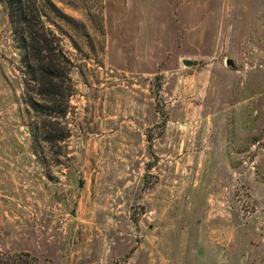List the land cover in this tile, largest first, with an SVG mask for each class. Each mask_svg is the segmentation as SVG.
Segmentation results:
<instances>
[{"label":"rangeland","instance_id":"rangeland-1","mask_svg":"<svg viewBox=\"0 0 264 264\" xmlns=\"http://www.w3.org/2000/svg\"><path fill=\"white\" fill-rule=\"evenodd\" d=\"M50 1L62 140L0 1V264H264V0Z\"/></svg>","mask_w":264,"mask_h":264},{"label":"trees","instance_id":"trees-1","mask_svg":"<svg viewBox=\"0 0 264 264\" xmlns=\"http://www.w3.org/2000/svg\"><path fill=\"white\" fill-rule=\"evenodd\" d=\"M8 9V17L20 61L26 76L25 102L40 116L49 117L43 121L40 131L46 140H62L63 132L52 133L51 119L63 116L66 112L64 101L70 96L69 72L71 61L61 46L53 45L49 30L41 17L44 13L37 9L38 0H0ZM49 11L66 19H72L50 0H39ZM32 85V87H30ZM37 96V97H35ZM37 132V131H36Z\"/></svg>","mask_w":264,"mask_h":264},{"label":"crops","instance_id":"crops-1","mask_svg":"<svg viewBox=\"0 0 264 264\" xmlns=\"http://www.w3.org/2000/svg\"><path fill=\"white\" fill-rule=\"evenodd\" d=\"M1 115H2V113H0ZM0 134H1V138H2V128L0 127ZM1 160V162H0V173H2V159H0ZM12 162L11 161H9V159H6V162H5V164H7L6 165V167H4L5 168V171L6 172H9V171H12L13 169V166H12V164H11ZM11 164V167H8V165H10Z\"/></svg>","mask_w":264,"mask_h":264},{"label":"water","instance_id":"water-1","mask_svg":"<svg viewBox=\"0 0 264 264\" xmlns=\"http://www.w3.org/2000/svg\"><path fill=\"white\" fill-rule=\"evenodd\" d=\"M183 64L185 66H191L194 64V61L193 60H190V59H183ZM226 64L228 65H232V60L231 59H226Z\"/></svg>","mask_w":264,"mask_h":264}]
</instances>
